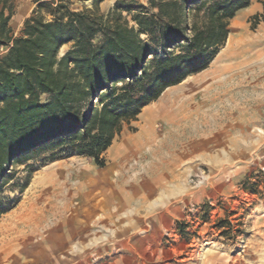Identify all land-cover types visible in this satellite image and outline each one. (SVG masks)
Returning <instances> with one entry per match:
<instances>
[{
    "label": "rangeland",
    "instance_id": "374dc122",
    "mask_svg": "<svg viewBox=\"0 0 264 264\" xmlns=\"http://www.w3.org/2000/svg\"><path fill=\"white\" fill-rule=\"evenodd\" d=\"M9 1L18 35L35 0ZM263 9L264 0H251L230 20L234 45L161 95L168 117L159 126L182 158L170 185L130 208L105 206L84 185L99 168L89 157L37 153L14 165L0 193L16 200L0 217V264H264V22L252 18ZM196 174L204 181L194 187ZM53 203L57 213L32 232L26 213Z\"/></svg>",
    "mask_w": 264,
    "mask_h": 264
},
{
    "label": "trees",
    "instance_id": "16d2710c",
    "mask_svg": "<svg viewBox=\"0 0 264 264\" xmlns=\"http://www.w3.org/2000/svg\"><path fill=\"white\" fill-rule=\"evenodd\" d=\"M103 1L35 0L15 35L10 1L0 0V193L14 165L43 151L104 167L105 151L145 106L209 67L251 2L118 0L103 13ZM252 18L264 22V9ZM15 203L0 196V217Z\"/></svg>",
    "mask_w": 264,
    "mask_h": 264
},
{
    "label": "crops",
    "instance_id": "0c3cea01",
    "mask_svg": "<svg viewBox=\"0 0 264 264\" xmlns=\"http://www.w3.org/2000/svg\"><path fill=\"white\" fill-rule=\"evenodd\" d=\"M161 95L141 110L132 123L133 131L124 127L115 138L105 151V167L94 169L96 175L85 178L84 185L102 195L101 205L130 208L140 198L146 202L170 185L166 182L178 173L174 169L179 168L182 158L173 145L169 148L164 127L159 126L167 116L166 100Z\"/></svg>",
    "mask_w": 264,
    "mask_h": 264
},
{
    "label": "bare ground",
    "instance_id": "6f19581e",
    "mask_svg": "<svg viewBox=\"0 0 264 264\" xmlns=\"http://www.w3.org/2000/svg\"><path fill=\"white\" fill-rule=\"evenodd\" d=\"M231 26H233V27H237L238 26V23H237V19H235V20H233V22L231 23ZM231 36L232 35H230L229 37H228V39H227V42L226 43H228V45H230L231 46V44L232 45H234L233 44V42H232V38H231ZM237 40H238V38H237ZM234 41V40H233ZM239 41V40H238ZM237 44V43H236ZM227 48H229V47H227ZM231 48V47H230ZM232 49H233V47H232ZM254 87V86H253ZM58 194H59V192H58ZM57 194V195H58ZM58 205V204H57ZM56 205V203H53V205L51 206V209L50 208H47V210L45 211V210H41V212H35V214H29V213H26L27 215H26V217H25V222L27 223V224H29V225H31L32 226V228H31V231L32 232H34L35 231V229L41 224V223H43L47 218V216L48 215H55L56 213H57V209H58V206ZM42 207V206H41ZM29 208V207H28ZM34 211V210H33ZM30 212H31V210H30ZM63 219H64V221H63ZM63 219H61V222H65L66 221V219L67 220H69V218H63ZM55 224V223H54ZM95 224V223H94ZM6 234V233H5ZM21 234V233H20ZM32 236V235H31ZM27 237V235H22V238H26Z\"/></svg>",
    "mask_w": 264,
    "mask_h": 264
},
{
    "label": "built area",
    "instance_id": "2783aa9c",
    "mask_svg": "<svg viewBox=\"0 0 264 264\" xmlns=\"http://www.w3.org/2000/svg\"><path fill=\"white\" fill-rule=\"evenodd\" d=\"M190 181L192 183V186L195 187L196 185H199V184L203 183L204 177L202 175L198 176L196 174V178L195 179H191Z\"/></svg>",
    "mask_w": 264,
    "mask_h": 264
}]
</instances>
